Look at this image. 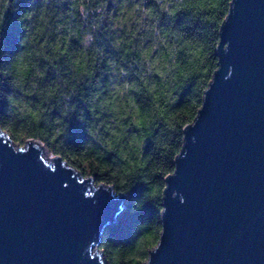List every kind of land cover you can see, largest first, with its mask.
Segmentation results:
<instances>
[{"label": "water", "instance_id": "obj_1", "mask_svg": "<svg viewBox=\"0 0 264 264\" xmlns=\"http://www.w3.org/2000/svg\"><path fill=\"white\" fill-rule=\"evenodd\" d=\"M216 51L143 264H264V0H232ZM42 154L0 128V264H107L98 244L125 196Z\"/></svg>", "mask_w": 264, "mask_h": 264}, {"label": "trees", "instance_id": "obj_2", "mask_svg": "<svg viewBox=\"0 0 264 264\" xmlns=\"http://www.w3.org/2000/svg\"><path fill=\"white\" fill-rule=\"evenodd\" d=\"M231 3L232 0H185L184 10L174 18L175 26L165 22L164 35L167 37L172 31L177 41L182 40L186 46V50L177 53L174 87L166 92V84L158 73L166 71L165 63L169 61V56L166 52L162 55L157 53L153 59L165 63L160 64L157 72L149 78L150 82L142 79L141 72L132 78L136 86L133 95L137 107L131 110V115L122 118L119 130L116 133L109 131V118L103 117L99 123L104 134L97 135L96 125L90 121L93 126L89 128V133L99 143L89 137L84 123L78 121L75 114L67 118L68 134L65 136L67 124L63 117L67 103L56 95L55 81H47L46 92L35 101L34 110H29L27 114L11 107L23 105L21 97L0 93L4 96L0 97V128L15 144L22 145L29 138L38 140L48 153L61 156L83 176L92 177L95 184L111 185L116 193L125 196L124 207L116 222L103 231L98 244L107 264H143L160 238L165 177L174 171L175 157L184 142L183 128L196 116L204 90L217 68L219 29ZM18 4V11L8 10L5 13V26L0 34V75L18 70L23 60L33 56L37 50L33 45L39 40L40 25L34 21L36 27L22 38L23 31L18 20L23 21L31 16V12L27 10V0H18ZM109 19L111 23L105 24L102 29L101 47L108 46L109 40L117 35L112 25L119 21L120 16L118 13L112 15L110 10ZM19 41L27 47L20 48ZM148 47L150 44L144 50L147 51ZM60 51L71 60L73 56L78 58L82 49L77 40H72L69 45L65 38ZM89 51L97 54L95 48ZM138 51L124 48L120 54L113 53L112 58L125 61L131 71L136 65ZM42 67L49 75H52L51 70L59 73L57 80H63L66 93L69 89L75 91L77 98L73 97V100L81 111L84 110L86 117L89 116L88 111L96 115L91 103L95 94H85L88 81L73 85L71 76L65 79L62 61L51 66L43 64ZM107 70L104 66L98 69L100 73ZM99 79L97 75L96 80ZM109 80L110 77H106L104 88L97 89L103 93L104 99H108L105 89L109 87ZM3 91H10L6 82ZM47 100L53 103H45ZM28 103L33 104L31 100ZM8 104L10 107L6 109ZM85 104L89 105L88 111ZM50 110H54L55 121L46 115Z\"/></svg>", "mask_w": 264, "mask_h": 264}, {"label": "clouds", "instance_id": "obj_3", "mask_svg": "<svg viewBox=\"0 0 264 264\" xmlns=\"http://www.w3.org/2000/svg\"><path fill=\"white\" fill-rule=\"evenodd\" d=\"M184 2L185 0H27V10L31 12V16L18 22L21 23L22 38L36 27V23L40 25L39 40L33 45L37 50L33 56L23 60L18 70L8 75H0V93L21 97L23 105L11 107L27 114L29 110H34L35 101L46 92L47 81L53 80L56 82V95L67 103L66 114L63 117L66 124L67 118L75 114L77 120L84 123L89 137L94 139L89 133V128L93 126L90 121L96 125V134L103 135L104 130L99 121L103 117H108L109 131L116 133L122 118L131 115V110L137 107L133 95L136 86L132 83V78L137 72H141L142 79L150 82L149 78L157 72L160 64L165 63L153 59L157 53L162 55L166 52L169 56V61L165 63L166 71L161 70L158 73L166 84V92L174 87L177 53L186 50V46L182 40L177 41L172 31H169L167 37L164 35L165 22L175 26L174 18L184 10ZM73 4L76 7H71ZM8 10L18 11V0H3L0 3V34L3 33L5 13ZM110 10L112 15L118 13L120 16L119 21L112 25V30H115L117 35L109 40L108 46L101 47L100 38L104 36L102 29L105 24L111 23ZM34 21L36 23H33ZM181 22L183 23L182 19ZM65 38L69 45L74 39L78 41L82 49L78 58L73 56L69 60L66 54L61 53ZM149 44L150 47L145 51ZM19 45L20 48L27 47V44L21 45L20 41ZM227 47L225 43V51ZM90 48H95L97 54H91ZM124 48L133 52L139 50L136 65L131 71L125 61L112 58L113 53L120 54ZM61 61L65 79L71 76L73 85L89 82L85 85V94L88 95L89 92L95 94L91 100L95 116L88 111L87 104L85 105L89 116L84 115V110L81 111L78 103L73 100V97H76L75 91L69 89L66 93L63 80H57L59 73L51 70L52 75H49L42 67L43 64L51 66ZM101 66L108 70L100 73L98 69ZM97 75L100 76L99 80H96ZM106 77H110L109 87L105 89L108 99H104L103 93L97 91L98 88H104L103 82ZM5 82L9 86V92L3 91ZM30 100L33 104L28 103ZM45 103L51 104L53 101L47 100ZM9 107L8 104L6 109ZM53 111L46 113L51 121L56 120V116L52 115ZM67 127L68 124L64 129L66 137ZM94 142L99 143L96 139Z\"/></svg>", "mask_w": 264, "mask_h": 264}, {"label": "rangeland", "instance_id": "obj_4", "mask_svg": "<svg viewBox=\"0 0 264 264\" xmlns=\"http://www.w3.org/2000/svg\"><path fill=\"white\" fill-rule=\"evenodd\" d=\"M24 145H26V141L22 145H17V147H24ZM41 146H43V154H42L43 158L47 159V157H52V154H50L46 151V148L44 147V145L42 143H41Z\"/></svg>", "mask_w": 264, "mask_h": 264}, {"label": "bare ground", "instance_id": "obj_5", "mask_svg": "<svg viewBox=\"0 0 264 264\" xmlns=\"http://www.w3.org/2000/svg\"><path fill=\"white\" fill-rule=\"evenodd\" d=\"M47 160L53 161L52 157H47Z\"/></svg>", "mask_w": 264, "mask_h": 264}]
</instances>
